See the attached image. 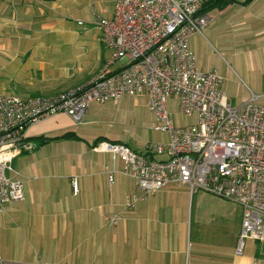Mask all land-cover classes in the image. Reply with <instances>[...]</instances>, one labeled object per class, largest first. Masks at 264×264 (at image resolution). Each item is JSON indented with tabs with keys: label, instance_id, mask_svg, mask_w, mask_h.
Instances as JSON below:
<instances>
[{
	"label": "crops",
	"instance_id": "0c3cea01",
	"mask_svg": "<svg viewBox=\"0 0 264 264\" xmlns=\"http://www.w3.org/2000/svg\"><path fill=\"white\" fill-rule=\"evenodd\" d=\"M93 7L111 18L115 0H0V93L49 97L100 73L110 52L93 24ZM221 12L228 28L237 23L264 40V0L233 4ZM211 19L207 29L214 24ZM200 39L196 34L190 40L194 52ZM126 63L117 61L109 70L120 71ZM126 99L136 98L93 104L80 125L58 114L28 127L27 140L38 147L16 157L15 172L8 173L22 182L25 200L0 212V258L24 264H253L264 259V250L254 248V243L264 248V242L251 239L242 254L236 253L239 206L225 200L224 208L214 212V198L192 194L186 186L169 185L139 201L117 226L107 225L106 218L122 212L127 197L138 189L120 173L123 162L104 144H123L136 152L150 144L130 133L121 119ZM189 119L187 125L194 121ZM67 132L79 139L38 141ZM98 139L102 141L95 144ZM113 169L119 173L111 184L106 172Z\"/></svg>",
	"mask_w": 264,
	"mask_h": 264
},
{
	"label": "built area",
	"instance_id": "2783aa9c",
	"mask_svg": "<svg viewBox=\"0 0 264 264\" xmlns=\"http://www.w3.org/2000/svg\"><path fill=\"white\" fill-rule=\"evenodd\" d=\"M208 1L115 0L111 18L93 7V24L110 52L100 73L76 89L49 97L23 99L0 93V212L7 204L25 200L22 182L8 173L15 172L16 157L38 147L27 140L30 125L58 114L80 125L93 104L145 96L156 118L154 128L165 133L167 141L149 144L144 152L104 144L123 162L120 173L138 189V194L127 197L122 212L106 218L107 225L117 226L139 201L179 185L192 194L203 192L241 208L237 254H242L247 239L264 242V104L251 93L247 101L233 106L223 76L199 66L190 40L212 22L207 13L202 14ZM120 60L126 65L111 72L109 68ZM170 98L176 99L178 114L193 118V123L175 125ZM106 173L112 184L119 172ZM0 264L24 263L0 258ZM253 264H264V259Z\"/></svg>",
	"mask_w": 264,
	"mask_h": 264
},
{
	"label": "rangeland",
	"instance_id": "374dc122",
	"mask_svg": "<svg viewBox=\"0 0 264 264\" xmlns=\"http://www.w3.org/2000/svg\"><path fill=\"white\" fill-rule=\"evenodd\" d=\"M221 11L213 13L212 10L208 13L210 18H214V24L209 29L206 28L203 35L198 34L201 39L195 51L197 60L202 62L205 70H213L223 76L224 89L233 106L247 101L251 93L260 96V101L264 104V40L255 31L247 30L237 23L228 28L224 21L225 14ZM169 104L174 113L175 125H187L190 119L176 113V100H171ZM146 105L145 98L126 99L123 105L125 113L121 119L130 133L141 136L147 143L163 142L166 134L155 130L156 118ZM208 196L215 200L214 212L224 208L221 203L224 199ZM226 202L234 206L233 203ZM248 245L247 241L246 246ZM259 247L264 250L261 243H254L255 249Z\"/></svg>",
	"mask_w": 264,
	"mask_h": 264
},
{
	"label": "trees",
	"instance_id": "16d2710c",
	"mask_svg": "<svg viewBox=\"0 0 264 264\" xmlns=\"http://www.w3.org/2000/svg\"><path fill=\"white\" fill-rule=\"evenodd\" d=\"M47 2H53L56 0H43ZM251 0H209L202 11V14L209 13L212 10H223L226 7L233 5V4H244L248 3ZM62 139H79V137L74 132H67L60 137H41L38 141H41L42 144H47L53 141L62 140ZM102 141L101 139L96 140L95 144Z\"/></svg>",
	"mask_w": 264,
	"mask_h": 264
}]
</instances>
